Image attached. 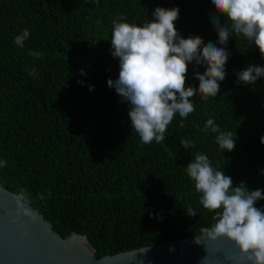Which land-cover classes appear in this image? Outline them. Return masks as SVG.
<instances>
[{
    "label": "trees",
    "instance_id": "16d2710c",
    "mask_svg": "<svg viewBox=\"0 0 264 264\" xmlns=\"http://www.w3.org/2000/svg\"><path fill=\"white\" fill-rule=\"evenodd\" d=\"M157 7L179 8L182 37L224 47L211 19L230 30L231 21L211 0H0V160L7 161L0 187L18 197L23 190V202L55 233L86 236L98 258L194 238L215 223L186 173L197 152L234 187L264 190V77L237 83V73L264 67V57L242 35L229 38L218 95L192 97L195 110L184 127L177 114L159 144H142L132 131L129 104L107 83L119 77L113 21L123 15L142 26ZM25 28L30 36L20 48L14 38ZM32 50L40 58L29 56ZM188 67L186 86L198 88L194 75L206 68ZM210 118L233 133L232 151L203 131ZM181 138L195 147L184 149ZM189 206L196 217L186 215ZM255 206L264 209V199Z\"/></svg>",
    "mask_w": 264,
    "mask_h": 264
},
{
    "label": "clouds",
    "instance_id": "9594fccd",
    "mask_svg": "<svg viewBox=\"0 0 264 264\" xmlns=\"http://www.w3.org/2000/svg\"><path fill=\"white\" fill-rule=\"evenodd\" d=\"M211 3L216 13L231 21L230 30L229 25H222L218 18L211 19L218 33V44L224 47L212 42L205 44L199 36L182 37L175 25L179 19L178 7H157L152 13L154 19L142 26L124 22L123 15L113 21L111 55L119 60V77L107 83L115 88L122 103L129 104L131 128L142 144L162 143L177 114L181 118L179 126L184 127V120L195 110L191 102L195 95L199 94L205 101L218 95L220 82L227 75L225 66L230 57L227 45L233 32L253 42L264 57V0H211ZM29 36L25 28L15 36L14 43L23 48ZM28 55L40 58L41 53L32 50ZM193 62L197 67L206 68L203 74L194 75L199 81L198 88L186 86L188 66ZM81 74H84L83 69ZM29 75H37L35 68ZM261 77H264V67L252 65L237 73V83L254 85ZM91 90L94 86H90ZM203 131L217 134L215 141L220 149L232 151L235 148L233 133L221 131L214 119L206 121ZM260 142L264 144V137ZM180 145L186 150L195 147L194 141L183 138ZM6 165V160H0V167ZM261 172L264 173V169ZM186 173L200 194V204L214 213L215 221L211 227L202 228L194 242L201 244L202 238L216 241L226 237L239 248L240 264H264V209L255 206L264 199V190H250L243 182L234 187L232 178L199 152L186 167ZM24 200L26 195L22 190L18 198L19 212L31 215L21 202ZM186 215L196 217L197 212L189 206Z\"/></svg>",
    "mask_w": 264,
    "mask_h": 264
},
{
    "label": "water",
    "instance_id": "95a60500",
    "mask_svg": "<svg viewBox=\"0 0 264 264\" xmlns=\"http://www.w3.org/2000/svg\"><path fill=\"white\" fill-rule=\"evenodd\" d=\"M18 198L0 187V264H240L239 248L226 237L202 238L201 244L194 237L98 258L86 236L61 237L23 201L31 215L20 213Z\"/></svg>",
    "mask_w": 264,
    "mask_h": 264
}]
</instances>
